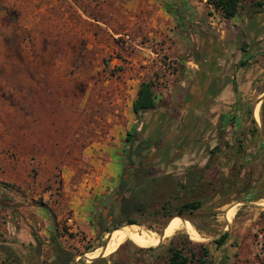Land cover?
I'll list each match as a JSON object with an SVG mask.
<instances>
[{
    "label": "rangeland",
    "instance_id": "obj_1",
    "mask_svg": "<svg viewBox=\"0 0 264 264\" xmlns=\"http://www.w3.org/2000/svg\"><path fill=\"white\" fill-rule=\"evenodd\" d=\"M150 1L0 0V182L18 191L6 192L13 200L0 205V260L61 264L70 257L71 264L102 258L106 264H166L165 248L174 239L196 252L206 245L211 264H220L223 257L229 264H264V192L257 201L221 206L222 199L210 200L206 191L200 209L179 216L178 207L188 199L177 184L183 177L168 176L153 181L125 211L114 210L110 220L98 216L97 198L112 199L128 168L126 135L136 127L131 104L138 83L153 73L179 69L163 53L167 44L173 45L175 34L169 30L174 23L151 27ZM162 1L164 10L173 4ZM257 74L256 91L243 102L242 118L249 124L238 135L241 141H231L232 146L241 142L240 152L222 162L232 177L246 157L252 183L262 179L258 185L264 189L262 160H254V136L264 143V94L252 111L258 126L253 136L247 114L264 89V71ZM162 79L158 84L166 87L167 79ZM231 205L227 219L224 212ZM170 215L186 222L173 229L179 220H169ZM82 216L87 232L79 227ZM129 225H135L131 234L116 243H107L116 232L98 231ZM224 232L229 236L217 249L212 241ZM131 240L159 245L137 252L141 247ZM104 251L107 255H101Z\"/></svg>",
    "mask_w": 264,
    "mask_h": 264
},
{
    "label": "crops",
    "instance_id": "obj_2",
    "mask_svg": "<svg viewBox=\"0 0 264 264\" xmlns=\"http://www.w3.org/2000/svg\"><path fill=\"white\" fill-rule=\"evenodd\" d=\"M205 1L173 0L179 19L158 0L149 2L151 27L163 29L167 22L174 23L169 30L175 34L173 45L167 44L163 53L182 70L149 76L157 86L156 107L135 115L136 127L126 141L130 146L128 168L114 188L117 194L112 199L97 198L100 207L96 211L103 220H110L114 210L125 211L124 207L143 196L153 181L164 177L182 176L181 183L177 179L181 189L189 182L217 184L219 177H227L222 158L238 152V143L232 146L231 141L240 139L238 135L242 137V129L249 124L242 118L246 110L243 102L248 92L256 91L258 71H264V0H246L230 20L209 16L211 10ZM257 1L263 6L255 7ZM242 62L244 66H240ZM162 78L167 79L166 87L158 84ZM263 94L264 89L257 93L249 118L256 129L252 111L262 102L257 98ZM215 198L220 196L210 200ZM80 219L79 227L87 232L85 216Z\"/></svg>",
    "mask_w": 264,
    "mask_h": 264
},
{
    "label": "trees",
    "instance_id": "obj_3",
    "mask_svg": "<svg viewBox=\"0 0 264 264\" xmlns=\"http://www.w3.org/2000/svg\"><path fill=\"white\" fill-rule=\"evenodd\" d=\"M246 0H206L205 4L207 7L210 8V12H208L209 16L217 15L221 20H230L234 18L238 12L240 11L242 5L244 4ZM255 7H262L263 4L260 1H257L253 4ZM166 11L170 13L175 18L179 19L178 12L176 10V5L170 4L166 6ZM245 64L242 62L240 66H244ZM180 71L182 70L180 66H178ZM155 87L156 82L153 79L144 80L142 81L137 89L136 97L132 101L131 104V111L134 115L139 116L141 114H144L148 111L153 110L156 107V94H155ZM248 116H251V110L247 111ZM251 124L253 128L249 130V133L251 136H253V132L257 134V129L254 126V121H251ZM129 134H127V137ZM126 141L129 142L128 138H126ZM254 142L258 143V153L255 155L256 161L262 160V168L264 171V143L254 136ZM241 142L238 141V149L239 151V144ZM263 154V156H262ZM251 164L247 162L246 157L242 158L241 164L238 167V170L236 171V175L229 177L227 176L224 180H219L218 183H212L207 180H202L201 182H189L186 183L185 186H182V190H185V195L188 197V199L183 202L177 209V215L182 216L185 214L192 215L195 211L200 209L204 203V201L207 198V194L205 195V192L208 191L211 194V198L219 195L222 199V205H225L226 203L232 202V201H242V200H249V201H257L262 198V194L264 192L263 187L258 185V183H262L260 179H256L253 183L251 180V173L253 170H251ZM263 184V183H262ZM17 188L14 185L0 182V205L1 203H4L5 201H12L13 197L6 195V192L14 191L18 193L16 190ZM5 194V196L3 195ZM4 197H3V196ZM166 205L169 204V201L166 200ZM43 211L52 218V214L49 212L48 208L46 206H42ZM124 206L121 207V209ZM235 205H231L226 209L224 213H226L225 218H230L233 212ZM124 208H128V206H125ZM162 210L166 211L168 210L167 207H162ZM174 216L170 215L169 220H171ZM174 221L179 220V218H173ZM172 219V220H173ZM186 221L179 220L177 221L173 229L181 224L185 223ZM130 224H133L134 222H129ZM135 225H129V226H123L118 229L112 228V229H105L101 230V233H108V232H116L111 233L108 238V242H112L115 238H117L122 233L127 232L130 230V228L134 227ZM116 229V230H115ZM114 230V231H113ZM172 231V230H169ZM229 236L228 232H224L220 235L219 238L212 241V244L217 248L221 249L223 245L225 244L227 238ZM193 237V236H192ZM166 239V238H162ZM156 242H162L158 238L153 239ZM136 246L141 248H136L137 252H147V251H154L157 249V244L154 241L151 240H131ZM106 245V244H105ZM126 243L120 245L115 252L112 250L111 256L119 254L125 247ZM156 247V248H155ZM147 248V249H143ZM160 247H158L159 249ZM113 252V253H112ZM165 263L166 264H211L212 261L210 259L211 255L209 252V249L206 245L200 244L198 252L194 250H187L185 246L179 245L177 242L172 239L169 243V246L165 248ZM101 255H107V252L104 251ZM72 259L70 257H67L65 260L61 261V264H71ZM0 264H15V262L11 259H2L0 260ZM91 264H106L105 258L98 259L93 261ZM118 264V263H117ZM220 264H229V258L223 257Z\"/></svg>",
    "mask_w": 264,
    "mask_h": 264
},
{
    "label": "bare ground",
    "instance_id": "obj_4",
    "mask_svg": "<svg viewBox=\"0 0 264 264\" xmlns=\"http://www.w3.org/2000/svg\"><path fill=\"white\" fill-rule=\"evenodd\" d=\"M131 234V232H125V233H122L121 235H119L117 238H115L112 242H115V241H117L118 239H121V238H124L125 236H128V235H130ZM112 242H110V243H112ZM116 243V242H115ZM111 248V247H110Z\"/></svg>",
    "mask_w": 264,
    "mask_h": 264
},
{
    "label": "built area",
    "instance_id": "obj_5",
    "mask_svg": "<svg viewBox=\"0 0 264 264\" xmlns=\"http://www.w3.org/2000/svg\"><path fill=\"white\" fill-rule=\"evenodd\" d=\"M180 69H177V70H175L174 72H172V73H175V72H177V71H179Z\"/></svg>",
    "mask_w": 264,
    "mask_h": 264
},
{
    "label": "water",
    "instance_id": "obj_6",
    "mask_svg": "<svg viewBox=\"0 0 264 264\" xmlns=\"http://www.w3.org/2000/svg\"><path fill=\"white\" fill-rule=\"evenodd\" d=\"M105 247V246H104Z\"/></svg>",
    "mask_w": 264,
    "mask_h": 264
}]
</instances>
